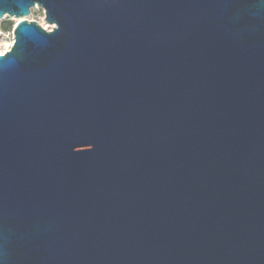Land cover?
<instances>
[{"label": "water", "instance_id": "obj_1", "mask_svg": "<svg viewBox=\"0 0 264 264\" xmlns=\"http://www.w3.org/2000/svg\"><path fill=\"white\" fill-rule=\"evenodd\" d=\"M5 18L0 264H264V0Z\"/></svg>", "mask_w": 264, "mask_h": 264}, {"label": "rangeland", "instance_id": "obj_2", "mask_svg": "<svg viewBox=\"0 0 264 264\" xmlns=\"http://www.w3.org/2000/svg\"><path fill=\"white\" fill-rule=\"evenodd\" d=\"M42 11H31V15L29 17H31L30 20L32 21H36L37 23L40 24L41 18H42ZM44 21V19H42ZM15 26L14 20H12L11 18H5V20L0 22V30L2 31V33L5 36H9V33L13 32V28ZM4 36V37H5ZM3 39V37L1 36L0 39ZM7 38V37H6Z\"/></svg>", "mask_w": 264, "mask_h": 264}, {"label": "bare ground", "instance_id": "obj_3", "mask_svg": "<svg viewBox=\"0 0 264 264\" xmlns=\"http://www.w3.org/2000/svg\"><path fill=\"white\" fill-rule=\"evenodd\" d=\"M11 19L14 20V23H16L19 20V19H14V18H11ZM27 19L30 20L31 17H28ZM40 26L48 32H51L52 29L54 28V25H48L43 20L40 21ZM13 43H14V37L12 36H9L8 38L4 37L3 39H1L0 40V56L7 53L12 47Z\"/></svg>", "mask_w": 264, "mask_h": 264}, {"label": "built area", "instance_id": "obj_4", "mask_svg": "<svg viewBox=\"0 0 264 264\" xmlns=\"http://www.w3.org/2000/svg\"><path fill=\"white\" fill-rule=\"evenodd\" d=\"M39 10H41L42 13H43V14H42V18H41V20H42V19H44V11H43L42 9H40V8H38V7H35V8L32 9L31 11H39ZM30 15H31V14H30ZM38 24H39V23H38ZM39 25H40V24H39ZM1 36L4 38L5 35H4V34L2 33V31L0 30V37H1ZM9 36H12V37H13V32L9 33ZM9 36H5V37L8 38ZM1 39H2V38H1ZM1 39H0V40H1Z\"/></svg>", "mask_w": 264, "mask_h": 264}]
</instances>
